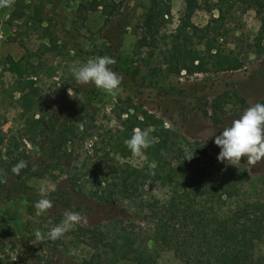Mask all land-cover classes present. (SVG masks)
Listing matches in <instances>:
<instances>
[{"label":"rangeland","instance_id":"1","mask_svg":"<svg viewBox=\"0 0 264 264\" xmlns=\"http://www.w3.org/2000/svg\"><path fill=\"white\" fill-rule=\"evenodd\" d=\"M92 1L13 0L11 6L0 8V129L8 132L19 123L15 102L18 94L10 87L14 77L3 69L6 56L30 63L29 72L33 73L30 77L39 89L36 111H44L61 102L63 95L74 96V83L88 88L91 84H78L74 78L72 69L78 66L76 62L85 63L90 58L105 56L110 45L122 35L116 62L123 77L120 90L116 95H110L100 89L81 114L85 130L73 141L72 163L79 162L83 152L89 150L88 144L94 141L91 135L117 129L116 117L126 107L140 106L162 122L163 129L177 145L186 147L197 142L212 157L209 165L204 158L194 163L197 174L211 176V172L218 169V179L225 180L244 173L245 180L240 186L243 199L264 206V159L251 165L246 158H241L238 167L219 162L217 157L221 149L214 142L224 127L230 126L244 110L264 98V56L253 54L248 48L259 28L253 9L235 4L216 31L217 45L222 51H231L243 59L242 69L231 73L187 74L180 71L172 74L164 64L166 51L174 39L179 37L178 42L181 41L182 33L190 35L187 28L182 30L184 0H161L169 6V15L163 18L164 24L158 27L157 33L147 38L145 46L139 45L140 26L149 0H99L107 9H95ZM215 2L197 0L190 23L200 28L215 18ZM33 5L42 6L43 22L40 26L34 24ZM116 11H122V15ZM17 13L25 14L33 21L23 24L22 20L13 19ZM129 15L130 22L123 28ZM42 29H47L49 38L56 41L55 48L46 49L50 44L43 37ZM62 83L66 85L64 91ZM69 89H72L70 93ZM226 91L239 94L245 106L231 100L225 106L223 123L214 125L201 116L198 106L205 107L203 103H209L211 97ZM129 111L132 113L131 109ZM124 116L122 114L121 118ZM26 148L35 151L30 146ZM144 160L143 156L131 152L126 162L141 167ZM52 175L55 176L56 172ZM55 177L30 179L27 182L30 189L25 195H16L0 204V264H84L86 261L96 264L95 255L100 254V250L87 246L86 240L77 236L78 229L91 228L108 219L118 220L123 227L136 233L150 235V224L140 219L136 207L128 204L97 205L83 194L70 192L65 172ZM79 179L85 180V177L79 176ZM46 180L55 187L47 197L53 207L37 215L34 205L42 198L39 188ZM164 194L165 190L145 187L142 197L161 198ZM65 210L78 212L84 219L60 239L38 241L35 232L39 230L46 235L52 227L60 224ZM217 211L225 213L226 205H220ZM136 243H144L148 250H153V243L145 234L137 237ZM154 255L157 264H180L170 251L156 249Z\"/></svg>","mask_w":264,"mask_h":264},{"label":"trees","instance_id":"2","mask_svg":"<svg viewBox=\"0 0 264 264\" xmlns=\"http://www.w3.org/2000/svg\"><path fill=\"white\" fill-rule=\"evenodd\" d=\"M92 3L94 8L107 9L99 0ZM196 3L197 0L183 1L182 30L187 28L190 35L182 33L181 41L178 42L177 37L168 47L164 57L168 72L217 74L244 67L243 59L231 51H222L217 45L216 31L235 4H244L257 15L258 32L248 48L253 54L264 56V0H216L217 16L200 28L189 21L197 8ZM32 8L35 11L34 24L40 26L43 22L42 6L33 5ZM116 13L122 15V11ZM168 15L167 3L149 0L140 26V46H145L147 38L157 33L158 27L164 24L163 18ZM130 18V15L126 17L123 28L128 26ZM13 19L22 20L23 24L33 21L22 13L15 14ZM42 35L50 44L46 49L55 48L56 41L49 38L47 29H42ZM121 40L122 35L106 53L116 62ZM110 67L120 75L121 70L116 64ZM30 68L27 61L13 60L9 56L3 61V69L14 77L10 87L18 94L15 102L19 123L8 132L0 129V178L7 181L0 183V204L16 195H25L30 189L27 185L30 179L48 176L54 179L65 172L71 193L83 194L97 205H132L137 208L140 219L150 224V235L136 233L115 219L91 228H79L77 236L86 240L84 242L90 248L100 250V254L95 255L96 264L102 261L105 264H157L156 249L170 251L180 264H264V206L243 199L240 186L245 180L244 173L225 180L218 179V169L212 171L211 176L197 174L194 163L201 158L208 165L212 163V157L205 149L197 142L186 147L177 145L159 119L135 105L126 107L116 117L117 129L91 135L94 141L88 144L89 150L73 164V141L85 130L81 114L100 89L93 84L87 88L74 83V96L63 95L64 99L54 107L36 111L39 89L30 77L33 74L29 72ZM65 86L62 83V89ZM231 100L245 106L239 94L226 91L214 95L209 103H203L205 107L198 106L197 110L212 124H221L225 106ZM259 103H264V98ZM122 114L125 115L123 118ZM135 128H152L151 135L159 138L158 143L143 150L145 162L141 167L126 162L131 151L125 141L131 138ZM191 155L193 158L187 160ZM21 160L27 162V167L15 175L11 169ZM33 165L37 167L35 172L32 171ZM145 187L165 190V194L161 198H143ZM220 205H226L225 213H218ZM141 234L149 236L153 250H148L144 243H136Z\"/></svg>","mask_w":264,"mask_h":264},{"label":"clouds","instance_id":"3","mask_svg":"<svg viewBox=\"0 0 264 264\" xmlns=\"http://www.w3.org/2000/svg\"><path fill=\"white\" fill-rule=\"evenodd\" d=\"M13 0H0V8L9 7ZM116 60L107 55L90 58L85 63L76 62L72 71L78 84H93L96 88L116 95L120 90L123 77L112 70L110 66L115 65ZM72 89H69V93ZM152 128H135L130 139L125 144L133 155L143 156V150L159 142V138L152 136ZM215 145L221 149L217 159L219 162L238 167L241 158H246L247 163L255 165L264 159V103H255L248 107L239 118L232 120L231 125L224 127L220 135L215 136ZM193 155L187 157L191 160ZM27 167V162L21 160L11 169L12 173L19 175L21 170ZM32 171H37L33 165ZM6 178H0V183H6ZM55 187L51 181H44L39 188V195L42 197L35 203L37 215L47 212L53 207V202L48 199L49 191H54ZM84 218L80 213L65 210L60 224L52 227L45 235L41 231L35 232L38 241L49 239L55 241L63 237L81 223Z\"/></svg>","mask_w":264,"mask_h":264},{"label":"crops","instance_id":"4","mask_svg":"<svg viewBox=\"0 0 264 264\" xmlns=\"http://www.w3.org/2000/svg\"><path fill=\"white\" fill-rule=\"evenodd\" d=\"M97 8L99 9V8H101V7L99 6V7H97ZM97 8H95V9H97ZM101 9H102V8H101Z\"/></svg>","mask_w":264,"mask_h":264}]
</instances>
